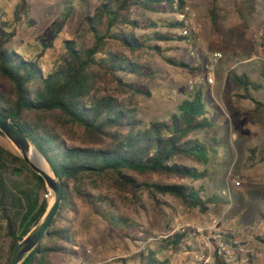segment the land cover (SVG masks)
Here are the masks:
<instances>
[{
	"label": "trees",
	"instance_id": "obj_1",
	"mask_svg": "<svg viewBox=\"0 0 264 264\" xmlns=\"http://www.w3.org/2000/svg\"><path fill=\"white\" fill-rule=\"evenodd\" d=\"M97 1L93 13L82 18L75 36L64 39L62 57L51 68L44 65L43 54L27 55L9 45L16 32H7L4 28L7 23L0 26V83L6 85H0V113L29 137L55 171L64 193L61 209L48 234L22 264H66L67 259L79 255L80 244L71 226L73 218L69 216L77 214L76 199L92 208L102 201L82 186L94 176L113 173L116 185L134 197L146 189L158 203L162 202L161 197H172L202 213L212 208L218 210L219 203L228 204L217 194H207L203 185L194 184L209 176L210 154L214 152L211 144L200 137L214 127L207 116L208 99L203 91L190 92L193 95L183 99L167 119L145 121L132 105L135 95L152 96L149 89L132 80L143 73V66L134 58L143 49L155 50L171 65L193 69L192 65L168 56L163 47L147 44L195 41L192 29L177 18L186 0ZM209 1V15L216 25L217 0ZM244 2L254 11L250 0ZM71 4L68 3L70 6L56 23L57 33L72 18ZM28 10L29 4L23 0L14 18L19 21L20 15L28 14ZM161 13L174 17L159 21L147 18L149 14ZM158 27L181 33L173 37L157 31ZM150 29L155 31L141 33ZM231 77L242 90L237 96L250 99L255 105L252 115L260 123L256 116L264 104L257 102L250 90L257 91L262 86L246 74L231 73ZM101 82L103 92L99 88ZM212 141L216 142L214 137ZM249 160L254 162L255 156ZM127 173L165 175L191 184L140 182ZM49 204L44 179L0 130V224L8 242L4 251L0 238V264H10L14 247L38 224ZM103 216L115 227L133 226L126 216L115 217L107 211ZM186 237V233H178L168 243L176 249ZM169 262L160 259L152 249L147 254L140 253V264ZM217 263L225 264L220 260Z\"/></svg>",
	"mask_w": 264,
	"mask_h": 264
},
{
	"label": "rangeland",
	"instance_id": "obj_2",
	"mask_svg": "<svg viewBox=\"0 0 264 264\" xmlns=\"http://www.w3.org/2000/svg\"><path fill=\"white\" fill-rule=\"evenodd\" d=\"M22 1L0 0V26L2 22L7 23L5 30L9 33L13 30L16 32L9 45L27 55L43 54V63L49 68L61 59L64 39L75 36L82 18L92 14L98 3L97 0H27L28 14H21L17 21L14 13L20 8ZM244 1L217 0V23L214 25L209 15V0H186V5L196 16L195 41L190 44L179 40L169 43L148 41L147 44L163 47L168 56L192 65L193 69L171 65L155 50L146 48L134 57L143 66V73L132 77L140 87L152 92V96L138 94L131 99L139 116L145 121L167 119L177 111L183 99L193 95L189 94L187 81L190 76L203 71L207 65V55L222 53L223 58L213 66L215 83L210 87H197L208 99L207 116L214 123L213 129L208 133L203 132L200 137L211 144L214 152L210 154L209 176L194 184L203 185L207 194H217L228 204L219 203L218 210L212 208L208 213H202L198 209H189L172 197H161L162 202L158 203L146 189L134 197L116 185L117 177L113 173L88 178L82 185L83 188L102 201L92 208L76 199L77 214L69 217L73 218L71 226L75 239L80 244V252L67 259L66 264H140V253L147 254L150 249L160 259L177 262L184 258L183 253L176 251L168 242H154L152 239L178 224L208 227L209 224L205 225V222L214 220L219 229L256 226L264 231V115L256 116L261 123H257L252 114H247L243 120H237L228 96L239 89L234 85L230 74H224L226 70L243 73L244 66L249 69L252 78L256 79L261 69H264V0H250L254 12L249 11L250 8L245 6ZM68 3H73L72 18L63 31L57 33L56 23L70 6ZM172 17L174 16L169 13L147 16L149 21ZM153 31L155 30H143L141 33ZM157 31L173 37L181 33V30L168 27H158ZM45 43L49 47H44ZM241 60L247 62L241 65ZM251 63L257 65V70H252L256 65ZM0 85L6 86L3 83ZM103 86L104 83L101 82L100 92L104 91ZM222 87L226 95H220ZM108 88L113 89L112 86ZM234 101L238 99L234 98ZM212 102L220 104L222 110L218 111V106H214L217 104ZM225 106L227 109H224ZM251 129H255L253 136L247 138ZM240 133L246 135V138ZM212 137L216 142L212 141ZM4 143L8 144L6 140ZM247 146L248 153L245 150ZM252 148L256 149L254 153L250 151ZM247 154L255 156V161L251 162ZM127 175L140 182L191 184L187 180L165 175ZM104 211L115 217L126 216L133 222V226H113L103 216ZM1 226L0 224L1 247L5 251L8 242L3 237ZM149 239L147 250L141 251V245ZM260 248L264 251V243ZM250 264H264V256L254 258Z\"/></svg>",
	"mask_w": 264,
	"mask_h": 264
},
{
	"label": "built area",
	"instance_id": "obj_3",
	"mask_svg": "<svg viewBox=\"0 0 264 264\" xmlns=\"http://www.w3.org/2000/svg\"><path fill=\"white\" fill-rule=\"evenodd\" d=\"M177 18L183 20L196 36L194 27L196 16L188 5L179 12ZM222 58L223 55L220 52L207 55V65L203 71L189 77L188 91L194 92L198 86H212L215 83L213 66ZM178 233L187 234L183 243L176 248V251L184 254V258L177 262L170 261L169 264H218L219 260L225 264H250L254 258L264 256V251L260 248L264 239V231L256 226L219 229L214 220L208 227L192 224L186 227L178 224L152 240L154 242H169ZM150 240L144 241L140 247L141 251L147 250Z\"/></svg>",
	"mask_w": 264,
	"mask_h": 264
},
{
	"label": "water",
	"instance_id": "obj_4",
	"mask_svg": "<svg viewBox=\"0 0 264 264\" xmlns=\"http://www.w3.org/2000/svg\"><path fill=\"white\" fill-rule=\"evenodd\" d=\"M0 130L17 149L25 162L45 181L49 192V207L38 224L14 247L10 264H22L25 258L39 246L48 234L63 202V186L49 162L32 143L24 131L9 117L0 113ZM35 153L46 162L49 171H44L35 160Z\"/></svg>",
	"mask_w": 264,
	"mask_h": 264
},
{
	"label": "crops",
	"instance_id": "obj_5",
	"mask_svg": "<svg viewBox=\"0 0 264 264\" xmlns=\"http://www.w3.org/2000/svg\"><path fill=\"white\" fill-rule=\"evenodd\" d=\"M250 11V10H249ZM252 12H254V11H252ZM251 12V13H252ZM247 61H242L241 60V65L244 63H246ZM251 65H256V64H254V63H251ZM252 70H257V65H256V67H254V68H252ZM242 71H243V73H240V74H246V75H248L250 78H251V80L253 81V82H256V83H259L262 87L259 89V90H257V91H254V90H250V94H251V96L257 101V102H260V103H262V104H264V89H263V79H264V69L262 68L261 69V71H260V73L257 75V78L256 79H254V78H252V76L249 74V69H245L244 68V66H242ZM225 73H229L230 74V76H231V73H236V74H238L239 72H234V71H232V70H226L225 72H224V74ZM239 89V88H238ZM242 91H240V89L239 90H236V92L235 93H233L232 95H229L228 96V100H229V102L231 103L230 105H231V108L233 109V111H235V116H237V120H243V119H245L246 117H247V114H252V112L256 109V107H255V105L253 104V102L250 100V99H244V98H239L237 95L239 94V93H241ZM221 94L220 95H223V87H222V89H221V92H220ZM225 94V93H224ZM226 95V94H225ZM206 97V96H205ZM234 98H237L238 99V101H234ZM210 99V98H209ZM211 101H213V100H211ZM216 104H217V106H218V111H220V110H222V106L220 105V104H218L217 102H216ZM260 109L258 110V113H257V117H258V115H264V106H261V107H259ZM224 109H227L226 108V106L224 107ZM261 123V122H260ZM252 131H251V133H250V135H249V137H247V138H251L252 136H253V131H255V129H251ZM240 135L241 136H244L245 138H246V135H244V134H241L240 133ZM213 138V137H212ZM246 145H248V144H246ZM248 148H249V146H247L246 148H245V150H246V153H248ZM257 148V147H256ZM248 150V151H247ZM253 150L255 151L256 149L255 148H252V149H250V151L251 152H253ZM250 152V153H251ZM261 152V151H260ZM248 155V154H247ZM250 156H251V154H249ZM247 156V158L249 159V157L250 156ZM246 157V156H245ZM204 221V220H203ZM212 223V221L211 222H209V220L207 221V222H205V225H207V224H211Z\"/></svg>",
	"mask_w": 264,
	"mask_h": 264
},
{
	"label": "bare ground",
	"instance_id": "obj_6",
	"mask_svg": "<svg viewBox=\"0 0 264 264\" xmlns=\"http://www.w3.org/2000/svg\"><path fill=\"white\" fill-rule=\"evenodd\" d=\"M35 160L41 169H43L44 171H49L46 162L37 153H35Z\"/></svg>",
	"mask_w": 264,
	"mask_h": 264
}]
</instances>
